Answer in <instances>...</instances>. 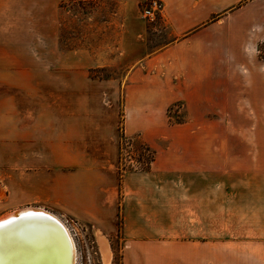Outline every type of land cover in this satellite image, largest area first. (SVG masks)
Masks as SVG:
<instances>
[{"label":"rangeland","instance_id":"rangeland-1","mask_svg":"<svg viewBox=\"0 0 264 264\" xmlns=\"http://www.w3.org/2000/svg\"><path fill=\"white\" fill-rule=\"evenodd\" d=\"M149 1L133 7L130 25L146 27L148 53H153L169 39L163 16L155 20L144 16ZM249 1L231 11L241 10ZM64 7L61 50L85 49L94 65H66L48 48L37 75L41 79L28 80L20 74L0 82V218L22 208L46 207L70 229L77 264H102L97 241L102 233L96 221L74 214L75 202L82 204L85 190L90 191L88 183L110 179L118 186L124 171L149 170L160 152L193 159L189 164L196 166L209 151L207 143L217 138L219 183L224 189L219 231L240 236L264 232L258 208L259 186H264V38L255 36L249 48H220V57H234V64L220 58L219 73L225 78H220L217 94L208 88L203 96L196 93L190 98L192 107L180 96L163 109L165 98L134 97L127 102L134 58L122 55L120 46L125 3L75 0ZM249 8L262 14L264 1ZM242 17L241 13L236 18L237 25ZM49 19L44 18L48 25ZM233 39L225 37L221 43ZM152 104L155 127L133 125L127 108L144 112ZM121 195L118 189L119 199ZM186 212L196 236L210 231L209 221L202 223L200 218L210 217V210ZM121 227L117 220L111 234L113 264H122Z\"/></svg>","mask_w":264,"mask_h":264},{"label":"crops","instance_id":"crops-1","mask_svg":"<svg viewBox=\"0 0 264 264\" xmlns=\"http://www.w3.org/2000/svg\"><path fill=\"white\" fill-rule=\"evenodd\" d=\"M74 1L0 0V82L18 79L20 74L28 80L41 79L37 75L42 73L44 50L48 48L57 52L66 65H94L85 49L61 50L60 17L64 5ZM116 1L125 3L122 55L134 58L127 77V102L134 97L165 98L162 108L166 109L182 96L189 108L190 98L196 93L203 96L209 88L211 94H217L219 80L225 78L219 73L220 48H249L255 36L264 38V13L256 15L249 8L251 3L264 0L249 1L241 10L233 11L244 0H161L169 41L160 50L148 53L146 27L136 29L130 25L135 17L133 7L148 0ZM44 18H50V25ZM225 37L234 39L221 43ZM223 62L234 64V57H222ZM128 109V119L137 128L155 127L153 104L144 112L138 107ZM207 144L209 151L196 166L189 164L193 159L160 152L149 170L124 171L119 188L110 179L97 186L88 183L90 191L85 190L82 204L75 202L74 214L96 221L102 233L97 239L102 264H113L110 239L117 220L121 221L124 236L122 264H264V232L240 236L219 231L220 193L224 190L219 183V140L213 138ZM262 187L258 198L260 223L264 221ZM34 208L51 212L43 206ZM187 208L206 213L210 210V217H200L202 223L209 221L210 231L200 236L191 232Z\"/></svg>","mask_w":264,"mask_h":264},{"label":"bare ground","instance_id":"bare-ground-1","mask_svg":"<svg viewBox=\"0 0 264 264\" xmlns=\"http://www.w3.org/2000/svg\"><path fill=\"white\" fill-rule=\"evenodd\" d=\"M0 264H77L76 243L53 213L19 209L0 218Z\"/></svg>","mask_w":264,"mask_h":264},{"label":"built area","instance_id":"built-area-1","mask_svg":"<svg viewBox=\"0 0 264 264\" xmlns=\"http://www.w3.org/2000/svg\"><path fill=\"white\" fill-rule=\"evenodd\" d=\"M164 14V3L161 0H150L144 9V16L155 20Z\"/></svg>","mask_w":264,"mask_h":264},{"label":"trees","instance_id":"trees-1","mask_svg":"<svg viewBox=\"0 0 264 264\" xmlns=\"http://www.w3.org/2000/svg\"><path fill=\"white\" fill-rule=\"evenodd\" d=\"M63 42V41H62Z\"/></svg>","mask_w":264,"mask_h":264}]
</instances>
